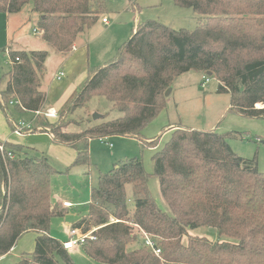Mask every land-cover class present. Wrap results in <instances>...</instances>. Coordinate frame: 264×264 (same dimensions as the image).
<instances>
[{
	"label": "trees",
	"instance_id": "obj_1",
	"mask_svg": "<svg viewBox=\"0 0 264 264\" xmlns=\"http://www.w3.org/2000/svg\"><path fill=\"white\" fill-rule=\"evenodd\" d=\"M105 1L0 0V14L18 15L31 5L40 41L66 56L79 35L106 12ZM171 1L198 16L196 28L175 30L154 20L138 23L107 62L88 66L55 122L42 114L48 52L9 50L0 109L12 132L18 122L11 120L8 106L17 102L10 106L41 124L40 129H22L21 135L47 133L52 143L75 152L72 166L85 167L89 174L92 140L124 137L136 140L140 148H156L168 130L152 139L141 133L164 109L167 90L191 71L218 82L216 93L229 96V112L264 118V0ZM92 98L105 99L121 117L69 131L79 124L74 113ZM232 137L234 133L175 127L151 157L152 174L135 157L115 163L106 173L99 171L87 213L70 227L81 233L95 230L94 240H86L81 251L97 264H264V173L256 158L244 159L231 150ZM0 144V258L24 234L34 233L33 252L23 254L17 264H74L69 251L50 236L51 220L64 215L51 203V179L60 173L44 156H30L20 145ZM151 177L169 214L150 194ZM199 228H212L227 240L188 236ZM140 232L150 237L158 256L143 246Z\"/></svg>",
	"mask_w": 264,
	"mask_h": 264
},
{
	"label": "rangeland",
	"instance_id": "obj_2",
	"mask_svg": "<svg viewBox=\"0 0 264 264\" xmlns=\"http://www.w3.org/2000/svg\"><path fill=\"white\" fill-rule=\"evenodd\" d=\"M105 2L106 12L99 16L98 21L91 29L79 35L76 42L78 51L82 50L81 46H88L85 49L87 57L80 60L79 52L72 55L68 63V67L71 69L70 75L62 78L61 81H56L54 76L60 68V59L65 56L55 54L36 38L34 30L36 29L37 16L31 12V5H27L21 13L13 17L15 26L6 28V16L0 14V91L5 89L7 83V79L3 78V75L10 69L9 59L5 54L7 51L5 49L6 33L12 40V44L9 45L12 50H45L48 52L45 74L42 79L49 105H46V109L42 111V114H45L51 109L49 107L53 108L61 99L64 88L85 71L86 59L90 67L103 65L129 38L132 28L138 23L154 20L175 30L186 29L189 31L194 30L199 23L198 16L190 9L178 8L171 0H106ZM103 18L108 21L107 25L102 23ZM186 74L190 75L184 74L173 83L164 109L143 129L142 138H155L164 130L171 133L175 127L197 131L215 130L221 134L234 133L235 137L228 140L231 150L244 159L256 158L259 172L264 173V118H243L231 111L219 116L220 107L223 103L225 104V101L229 102V96L216 94L218 82L213 78L196 71ZM205 78L209 79L208 83H204ZM8 109L11 120L14 122L22 119L29 120L32 117L29 113L18 112L14 106L9 105ZM58 112L59 110L56 113L58 114ZM94 115L105 116L93 120ZM72 117L79 124L71 125L68 130L82 131L118 119L121 114L105 99L92 98L85 108L77 110ZM57 118L47 119L49 122H55ZM35 125L40 129V121H35ZM11 133V126L0 109V141H6ZM170 133L164 134L154 149L140 148L136 140L124 137H114L101 142L90 141L91 167L87 175L85 167L72 166L71 148L50 142V146H53L50 149L44 146L42 140H36V145L38 144L39 147L29 148L28 155L46 157L49 163L61 172L51 179V203L69 201L71 206L74 205L67 211V215L51 220L50 236L59 241L63 240L66 226L72 225L87 213L86 206L90 190L97 186L99 171L106 173L112 169L115 163L135 157L142 159L145 171L152 174L151 157L164 147L170 138ZM103 143H106L107 147ZM147 186L159 209L169 214V210L160 196L157 180L151 177ZM127 195L131 198L130 186L127 187ZM188 236L204 237L212 242L227 240L218 238L212 228L195 229L189 231ZM33 249L34 233H26L17 241L14 248L0 259V264H17L24 253L31 254ZM69 253L74 264H97L88 258L80 247L69 250Z\"/></svg>",
	"mask_w": 264,
	"mask_h": 264
},
{
	"label": "crops",
	"instance_id": "obj_3",
	"mask_svg": "<svg viewBox=\"0 0 264 264\" xmlns=\"http://www.w3.org/2000/svg\"><path fill=\"white\" fill-rule=\"evenodd\" d=\"M4 16H6L5 18V25H6V28H8L9 26H15V22L13 21V17H15L16 15H13V16H10V15H4ZM108 22V21H107ZM104 25H106V24H104ZM36 38L37 39H39V36L37 35L36 36ZM40 40V39H39ZM10 44H12V40H11V38H10V36H8L7 35V33H6V52H5V54L7 55V52H9V50H11V47H9V45ZM87 45H83V46H81L80 48L82 49V50H80V51H78L79 50V48L77 47V45L75 44V48L73 49V51L70 53V54H68V55H66L65 56V58H62V59H60L61 60V63H60V68H59V70H58V72L56 73V75L59 73V72H62L63 74H64V77H66L67 75L69 76L70 75V72H71V69L68 67L69 66V62H70V60H69V58L71 57L72 58V55H76L78 52H79V59L80 60H83L84 59V57H87V53H86V51H85V49H87ZM18 50V49H17ZM85 52V53H84ZM10 63V62H9ZM88 62H87V59H86V67H85V71H83L81 74H80V76L78 77V78H76V79H74L71 83H69L65 88H64V90H63V92H62V97H61V99L54 105V107L52 108V107H49V108H51V109H53V110H55L56 112H57V110H59L62 106H63V104L67 101V99L72 95V93L74 92V91H76L78 88H79V86L82 84V82L84 81V79H85V75H86V70H87V68H88ZM56 75L54 76V79H55V77H56ZM184 75V74H183ZM185 75H190V74H185ZM182 76V75H181ZM63 77V78H64ZM56 80V79H55ZM57 81V80H56ZM61 81V80H60ZM190 82H192V81H190ZM44 85H43V82L41 83V90L46 94V91H44ZM216 92V91H215ZM217 94V93H216ZM224 95H227V94H224ZM46 98H47V102H48V97H47V94H46ZM47 106H49L48 105V103L46 104ZM228 109H229V102H226L225 101V104L223 103V105H221V107H220V111H219V116H222V114H224L225 112H227L228 111ZM19 121H24V122H26V123H30V124H33L34 126H35V121L33 120V117H30L29 118V120H24V119H22V120H19ZM19 121H17V122H19ZM170 132H167L166 134H169ZM111 138H114V137H110V138H105L103 141H108V139H111ZM149 139H152V138H149ZM36 140H42L43 142H44V146L45 147H49L50 149H51V147H53V146H50V142H51V138H50V136L47 134V133H39V134H34V135H32V134H29V135H20V134H15V133H11L10 134V137H8V139H6V141H2V142H8V143H11V144H13V145H20V146H23V147H25L26 148V152L28 153V149L29 148H35V147H39L38 146V144L36 145ZM98 141H100V140H98ZM101 142V141H100ZM104 144V143H103ZM105 146H106V143L104 144ZM61 146V145H60ZM107 147V146H106ZM89 148H90V146H89ZM36 149V148H35ZM65 149V148H64ZM68 150V149H67ZM70 151H72L71 153V155H72V157H71V160H72V163H73V161H74V158H75V152L73 151V150H70ZM89 153H90V149H89ZM52 166V165H51ZM53 167V166H52ZM54 168V167H53ZM55 169V168H54ZM56 170V169H55ZM56 171H58V170H56ZM59 173H61L60 171H58ZM85 174L87 175V170H86V172H85ZM90 195V194H89ZM88 202H89V200H88ZM63 203H69L70 205H71V203L69 202V201H63V202H60V201H57V202H55V203H52V205H55V204H57L58 206H59V208L61 209V210H63L64 211V215L66 214L67 215V211L69 210V209H71L74 205H72L71 207H63ZM87 207V206H86ZM63 215V216H64ZM63 216H61V217H58V218H62ZM84 216V215H83ZM82 216V217H83ZM81 218V217H80ZM80 218L78 219V220H80ZM77 220V221H78ZM76 221V222H77ZM75 222V223H76ZM75 223H73V224H75ZM72 224V225H73ZM72 225H67L66 227V230L64 231L65 232V235H64V238H63V240H61L60 242L62 243V242H64V241H66L67 240V233H68V231H69V229H70V227L72 226ZM35 238H36V235L34 234V243H35ZM54 238V237H53ZM24 254H26V253H24ZM4 257V256H3ZM3 257H1L0 259H2Z\"/></svg>",
	"mask_w": 264,
	"mask_h": 264
},
{
	"label": "built area",
	"instance_id": "obj_4",
	"mask_svg": "<svg viewBox=\"0 0 264 264\" xmlns=\"http://www.w3.org/2000/svg\"><path fill=\"white\" fill-rule=\"evenodd\" d=\"M103 24H108L106 19H102ZM17 60V59H16ZM64 77V74L62 72H59L55 79L57 81H60ZM209 79L205 78L204 83H208ZM18 104L17 102H12L10 105H16ZM46 118H55L57 113L53 109H49L47 113L44 114ZM33 127V124L26 123L24 121H19L18 122V128L13 132L15 134H20L21 135V130L22 129H31ZM100 141H103L104 139H99ZM0 152L3 153V146L0 144ZM10 156V154H8ZM63 207H71L69 203H63ZM93 231L87 232V233H81L78 229H69L67 233V240L62 242V247L65 250H74L80 247L86 240H94L93 237ZM141 235L142 239V244L144 247H146L150 252H152L155 256H158L160 254V251L156 248L155 244L153 241L150 239L149 236L144 234L143 232L139 233Z\"/></svg>",
	"mask_w": 264,
	"mask_h": 264
},
{
	"label": "water",
	"instance_id": "obj_5",
	"mask_svg": "<svg viewBox=\"0 0 264 264\" xmlns=\"http://www.w3.org/2000/svg\"><path fill=\"white\" fill-rule=\"evenodd\" d=\"M170 93H171V89L167 90V92L165 93V97H168L170 95ZM99 118H100L99 115H94L93 116V120H97Z\"/></svg>",
	"mask_w": 264,
	"mask_h": 264
}]
</instances>
